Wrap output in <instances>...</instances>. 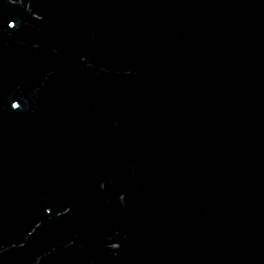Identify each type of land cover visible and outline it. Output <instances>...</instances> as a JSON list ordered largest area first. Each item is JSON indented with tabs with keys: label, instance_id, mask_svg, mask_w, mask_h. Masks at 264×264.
<instances>
[{
	"label": "water",
	"instance_id": "water-1",
	"mask_svg": "<svg viewBox=\"0 0 264 264\" xmlns=\"http://www.w3.org/2000/svg\"><path fill=\"white\" fill-rule=\"evenodd\" d=\"M0 264H264V0H0Z\"/></svg>",
	"mask_w": 264,
	"mask_h": 264
}]
</instances>
